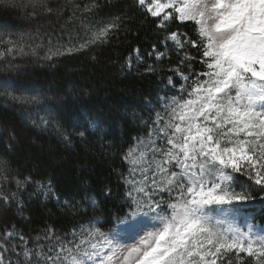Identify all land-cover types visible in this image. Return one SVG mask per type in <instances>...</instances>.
Wrapping results in <instances>:
<instances>
[{
  "label": "snow or ice",
  "instance_id": "obj_1",
  "mask_svg": "<svg viewBox=\"0 0 264 264\" xmlns=\"http://www.w3.org/2000/svg\"><path fill=\"white\" fill-rule=\"evenodd\" d=\"M0 6L32 22H0V104L19 106L34 125L55 128L67 143L73 135L85 139L76 125L64 128L45 89L21 83L26 69L17 61L40 51L44 62L90 51L135 19L112 0L106 7L117 11L107 20L90 18L101 7L97 0L82 6L0 0ZM135 6L157 21L147 60L139 46L133 51L137 66L158 77L160 87L144 101L146 118L132 113L143 135L123 152L126 168L114 170L123 188L118 211H127L112 220L89 216L90 209L101 210L98 196L112 197L111 187L96 192L84 181L62 199L51 177L23 176L13 166L9 145L0 152V215L15 211L28 221L27 205L52 200L71 217V227L5 225L0 264H264V225L252 222L251 211L264 212V0H136ZM69 11L57 33L51 18ZM75 21L80 31L65 37V25ZM46 28L53 31L42 35ZM131 68L130 55L121 72ZM86 122L98 128L93 118ZM241 215L246 230L237 223ZM125 234L135 242H124Z\"/></svg>",
  "mask_w": 264,
  "mask_h": 264
},
{
  "label": "trees",
  "instance_id": "obj_2",
  "mask_svg": "<svg viewBox=\"0 0 264 264\" xmlns=\"http://www.w3.org/2000/svg\"><path fill=\"white\" fill-rule=\"evenodd\" d=\"M58 2L64 4L67 0ZM75 2L82 6L92 0ZM97 2L101 5L98 14L90 18L107 20L110 18L109 13H116V8L106 7L108 0ZM112 2L126 11L129 17H133L135 23L127 25V29L121 28L108 43L90 51L62 56L52 62L40 59L44 51H40L38 56L29 55L17 61L26 69L19 73L21 83L36 84L45 89L50 101L57 107L64 128L72 130V126L76 125L75 132L85 131V139L73 135L71 143H67L55 128L34 125L22 115L23 109L19 106L5 108L0 104V152L11 145L17 161L13 166L19 168L23 176L31 175L34 179L51 177L57 191L63 194L62 199L75 194L84 181L96 192L111 187V198L105 199L103 195L97 197L101 201V210L94 213L90 209L88 213L102 220H112L127 211H118L121 204L116 198L117 190L122 192L123 188L118 184L114 170L126 168L121 160L123 152L134 143V137L143 135L140 122L132 118V113L139 112L146 118L144 101L155 97L160 87L156 83L158 77L144 73V66H137L136 53L133 51L139 46L141 55L147 60L146 52L151 50L150 45L157 34V21L142 15L143 10L135 6L136 0ZM69 14L70 11L66 12L59 20L51 18L57 33ZM21 16L22 13L17 9L4 10L0 6V22L21 26L32 23L24 21ZM86 18L89 17H81ZM38 23L47 25L49 21L40 20ZM65 26V37L81 28L79 21ZM192 27L190 24L187 29ZM52 31V28H46L41 34ZM130 55L131 71L121 72V66L126 64ZM86 117L98 122L95 131L87 128ZM10 137L15 138V144ZM251 211L256 217L255 224L264 225V212L259 208ZM24 216L30 217V220L21 221L15 211L0 215V231L5 225L12 224L26 228L43 227L46 223L71 227V217H66L62 205L52 200L41 202L38 198L26 206Z\"/></svg>",
  "mask_w": 264,
  "mask_h": 264
},
{
  "label": "rangeland",
  "instance_id": "obj_3",
  "mask_svg": "<svg viewBox=\"0 0 264 264\" xmlns=\"http://www.w3.org/2000/svg\"><path fill=\"white\" fill-rule=\"evenodd\" d=\"M165 2H167V0H165ZM253 223H255L254 221H252ZM237 223L240 225L241 228L245 229L246 230V224H247V221H246V218H245V215H241L237 218ZM258 226H261V225H258ZM141 236L144 235L143 232L140 233ZM122 239L124 240V242L126 243H134L135 241L134 240H131L128 238L127 234H125Z\"/></svg>",
  "mask_w": 264,
  "mask_h": 264
}]
</instances>
